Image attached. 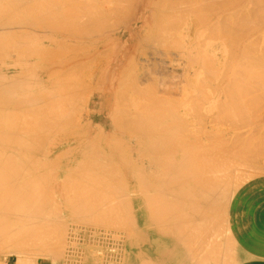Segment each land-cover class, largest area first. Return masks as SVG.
Returning a JSON list of instances; mask_svg holds the SVG:
<instances>
[{"label":"bare ground","instance_id":"1","mask_svg":"<svg viewBox=\"0 0 264 264\" xmlns=\"http://www.w3.org/2000/svg\"><path fill=\"white\" fill-rule=\"evenodd\" d=\"M263 129L264 0H0L4 264H234Z\"/></svg>","mask_w":264,"mask_h":264},{"label":"rangeland","instance_id":"2","mask_svg":"<svg viewBox=\"0 0 264 264\" xmlns=\"http://www.w3.org/2000/svg\"><path fill=\"white\" fill-rule=\"evenodd\" d=\"M87 112L94 113V112H97V111L95 110V108H90L89 110H87ZM101 121H100V119H96L94 116H92L90 121H88L90 123H88L87 121H86V123H88L90 128L98 129V127H97L98 125H99V128L102 127L103 121L102 122ZM94 124L96 125V127L94 126ZM90 125H92V126H90ZM263 134H262V136H263ZM263 142H264V139H263ZM257 144L260 145V147H261V144L259 142L255 143V145H257ZM263 146H264V143L262 144V147ZM254 148H255V151H257L256 146ZM261 148L259 149V147H258V150L260 152L259 156L255 155L256 152L253 153L254 150H252L251 155L252 156H254V155L257 156V160L258 161L256 160V158H254L255 161H257V162H255L253 157H251V155L249 156V157H251V159H253L252 161H253V163L255 165L251 161V164L254 167L250 168V170L247 171L248 175H244L243 176L242 183L240 182L241 184L239 185L240 186L238 188L239 190H237V193H240V192L243 193L245 190L247 191L245 195L242 194L244 196H242V198L240 200V202H241V204L239 206L240 207V212H242L243 209H244V211H246V209L247 210L248 209H261L264 212V158H263L264 157V152H262ZM263 151H264V147H263ZM259 152L257 151L258 154H259ZM261 152H262L263 155L261 154ZM261 157H262V159H261ZM233 193L234 192H231V194L229 196V199H230V197L232 196ZM225 216H226V214L222 213V215H221L222 218L220 219V221H221L220 230L221 231L219 230L218 238H217V240L220 242V244H221L223 249H227L228 247L229 248H233L232 244H231V242L229 240L227 231H226ZM263 218L264 217H246V218L240 217L239 219H235V226L240 228L241 226L245 225V223L248 224L247 225L248 226V230H249L248 233H249L250 241H251V244H252V239H254V240L255 239H260V240L264 239L263 238L264 236L262 235L263 234L262 231L260 232V231H257L255 229L257 223L261 224ZM239 240L240 239H237L236 244L237 245H242L241 241H239ZM7 258H8V261H9L8 264H13V263H15L17 261V258L15 256H8ZM4 263H5V257L4 256H0V264H4ZM34 264H50V262L48 260H45V259L43 260L42 258H40V259L36 258Z\"/></svg>","mask_w":264,"mask_h":264},{"label":"crops","instance_id":"3","mask_svg":"<svg viewBox=\"0 0 264 264\" xmlns=\"http://www.w3.org/2000/svg\"><path fill=\"white\" fill-rule=\"evenodd\" d=\"M238 188L229 199L225 216V226L229 240L232 247L235 248L239 254V258L234 264H264V239H252L251 244L248 224L245 223V225L240 228L235 226V219H239L240 217H264V212L261 209H246V211L243 209V211L240 212V200L247 191L245 190L243 193H237V190H239ZM255 229L260 232L262 231V235L264 236V218L261 224L257 223ZM237 239H240L239 241H241L242 245L236 244Z\"/></svg>","mask_w":264,"mask_h":264}]
</instances>
